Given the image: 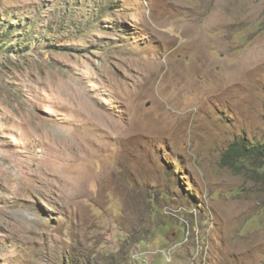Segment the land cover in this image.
<instances>
[{"label": "rangeland", "instance_id": "374dc122", "mask_svg": "<svg viewBox=\"0 0 264 264\" xmlns=\"http://www.w3.org/2000/svg\"><path fill=\"white\" fill-rule=\"evenodd\" d=\"M241 138L264 0H0V264H264Z\"/></svg>", "mask_w": 264, "mask_h": 264}, {"label": "trees", "instance_id": "16d2710c", "mask_svg": "<svg viewBox=\"0 0 264 264\" xmlns=\"http://www.w3.org/2000/svg\"><path fill=\"white\" fill-rule=\"evenodd\" d=\"M245 161L262 165L261 173H264V141L252 142L241 138L232 143L221 157V164L235 171H241Z\"/></svg>", "mask_w": 264, "mask_h": 264}, {"label": "bare ground", "instance_id": "6f19581e", "mask_svg": "<svg viewBox=\"0 0 264 264\" xmlns=\"http://www.w3.org/2000/svg\"><path fill=\"white\" fill-rule=\"evenodd\" d=\"M139 94V93H138ZM103 178V177H102Z\"/></svg>", "mask_w": 264, "mask_h": 264}]
</instances>
